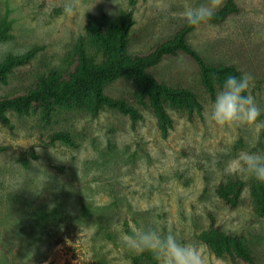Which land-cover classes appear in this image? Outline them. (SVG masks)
<instances>
[{"label":"rangeland","instance_id":"374dc122","mask_svg":"<svg viewBox=\"0 0 264 264\" xmlns=\"http://www.w3.org/2000/svg\"><path fill=\"white\" fill-rule=\"evenodd\" d=\"M228 0H220V8ZM134 2V6H132ZM241 13L220 25L202 24L189 42L211 62H232L253 76L247 91L264 124V0H235ZM210 0H0V23L11 24L13 39L1 42L20 55L36 45L44 50L32 64L17 68L0 96L33 87L52 68L63 70L78 38L85 34L87 15L115 16L131 11V54L149 51L171 37L186 20L188 6ZM71 5V11L66 6ZM153 72L172 85L194 89L204 106L201 116L169 108L174 127L161 136L156 117L141 109L133 122L106 109L61 112L51 124L39 115L8 112L13 129L0 125V264H131L136 253L121 242L137 229L171 230L181 243L197 246L206 264H233L219 258L195 237L213 215L224 231L249 238L259 264H264V216L246 182L241 205L231 209L216 193L228 162L242 151L264 154L263 128L218 126L207 119L213 101L202 88L197 65L179 55L165 59ZM129 88L116 85L119 95ZM70 131L73 148L42 139L54 131ZM33 147L38 159L24 166L21 151ZM216 161L215 170L212 162ZM260 224L259 230L254 227Z\"/></svg>","mask_w":264,"mask_h":264},{"label":"trees","instance_id":"16d2710c","mask_svg":"<svg viewBox=\"0 0 264 264\" xmlns=\"http://www.w3.org/2000/svg\"><path fill=\"white\" fill-rule=\"evenodd\" d=\"M134 6V2L131 4ZM241 13L235 0L215 10L211 20L202 24L220 25L230 17ZM135 24L131 11L123 10L115 16L106 12L87 15L85 34L74 45L73 52L66 58L63 70L52 68L38 77L35 85L23 92L0 96V125L13 129L8 112L18 116L39 115L49 125L61 112L74 110L90 112L94 117L106 109L116 110L133 122L143 119L141 109L149 110L157 119L161 136L167 138L174 127L168 109L187 113L190 120L201 116L204 106L199 94L186 86L172 85L161 80L153 70L165 59L184 55L198 67L200 84L214 102L228 75L239 77L243 70L232 62L208 61L190 42L189 37L198 26L187 22L171 37L155 44L149 51L131 54V32ZM13 39L11 24L7 19L0 23V43ZM44 50L36 45L23 54L9 53L0 62V88L9 82V75L17 68L32 64ZM125 84L128 90L114 95L111 90ZM245 95H248L247 92ZM264 135V128H263ZM58 141L70 147L78 144L70 131L58 130L41 142L55 145ZM33 147L21 151L18 161L28 166L37 160ZM246 182L238 177L220 182L216 187L219 199L231 209L238 208ZM251 189L257 201V213L264 216V183L254 178ZM208 228L195 239L207 245L219 258L233 264H259L249 238L224 231L213 215L209 216ZM131 264H157L150 252L136 254Z\"/></svg>","mask_w":264,"mask_h":264},{"label":"clouds","instance_id":"9594fccd","mask_svg":"<svg viewBox=\"0 0 264 264\" xmlns=\"http://www.w3.org/2000/svg\"><path fill=\"white\" fill-rule=\"evenodd\" d=\"M220 0H210L208 5L198 7L188 6L183 13V19L190 26H198L212 19ZM66 11H71V5L66 6ZM8 47L0 46V54H6ZM253 76L249 73H241L239 77L228 75L221 90L216 93L211 105V111L207 115L212 123L218 126L254 125L261 115V109L257 106L248 91ZM264 127V124H256ZM214 160L212 169L215 170ZM226 175L254 178L264 183V154L242 151L236 158L230 160L224 169ZM257 230L260 224L254 225ZM121 242L136 254L150 252L157 264H206V260L200 249L191 243H181L177 235L171 230L162 233L158 228L137 229L132 234H125Z\"/></svg>","mask_w":264,"mask_h":264}]
</instances>
